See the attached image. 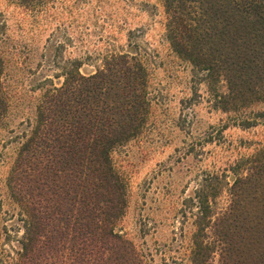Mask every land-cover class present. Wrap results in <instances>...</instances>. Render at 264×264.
<instances>
[{
    "label": "trees",
    "instance_id": "trees-1",
    "mask_svg": "<svg viewBox=\"0 0 264 264\" xmlns=\"http://www.w3.org/2000/svg\"><path fill=\"white\" fill-rule=\"evenodd\" d=\"M159 1L174 53L206 72L209 85L226 84L218 108L264 100V0ZM80 68L72 65L40 97L17 149L7 187L25 220L13 264H144L117 231L125 184L111 153L146 125L147 72L129 54L110 57L95 72ZM4 73L0 53V123L8 108ZM232 173L224 211L212 213L217 193L208 180L195 194L193 264H210L213 254L219 264H264V152L238 161Z\"/></svg>",
    "mask_w": 264,
    "mask_h": 264
},
{
    "label": "rangeland",
    "instance_id": "rangeland-1",
    "mask_svg": "<svg viewBox=\"0 0 264 264\" xmlns=\"http://www.w3.org/2000/svg\"><path fill=\"white\" fill-rule=\"evenodd\" d=\"M29 1L0 0L8 103L0 123V264H13L20 250L25 217L7 179L40 97L59 86L75 63L91 73L120 54L143 64L150 107L140 135L111 153L125 184L117 231L144 264H193L195 194L208 180L217 193L212 213L227 208L232 168L264 152V100L237 110L218 108L226 84L209 85L206 72L174 53L159 0H32L24 6ZM209 263L219 264L218 255Z\"/></svg>",
    "mask_w": 264,
    "mask_h": 264
}]
</instances>
